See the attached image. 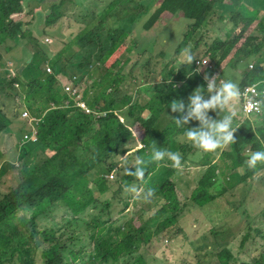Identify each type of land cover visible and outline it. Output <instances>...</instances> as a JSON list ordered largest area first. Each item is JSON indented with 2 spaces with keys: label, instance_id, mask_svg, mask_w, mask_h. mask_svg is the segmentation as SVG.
<instances>
[{
  "label": "trees",
  "instance_id": "16d2710c",
  "mask_svg": "<svg viewBox=\"0 0 264 264\" xmlns=\"http://www.w3.org/2000/svg\"><path fill=\"white\" fill-rule=\"evenodd\" d=\"M11 1L5 11L0 0V138L13 131L16 143L12 158L0 150V181L10 173L16 175L15 185L2 188L3 182L0 186V255H12L0 264H17L20 254L25 256L23 264H37V256L43 264H170L169 241L156 256L147 247L175 225L183 236H177L174 243L183 242L198 259L196 263L185 260L188 264H264V227L256 229L255 242L245 244L253 230L248 228L239 249L245 256L241 260L226 248L216 253L215 246L221 248L216 231L214 236L194 230L191 240L186 223L199 225L201 206L219 198L227 208L217 223L231 226L243 218L247 206L264 201V191L249 185L248 180L255 177L240 179L222 171L224 180H216L218 164L209 161L191 194L186 195L177 179L186 176L182 169L188 161L205 168V156L183 140V128H177L171 118L177 114L167 109L172 99L186 102L191 90L204 84L196 69L197 60L202 59L200 44L206 37L198 40V34L203 28L218 32L217 22L225 38L214 39L207 51L212 62L207 73L227 78L230 75L226 74L243 67L241 78L235 79L242 84L241 90L262 82L261 45L253 31L258 26V33L264 35V0H227L226 7L225 0H111L81 8L82 15L67 10L78 8L76 1L27 9L29 0ZM158 3L163 8L154 11ZM164 13L170 16L169 22L160 21ZM16 14L19 21L12 18ZM111 18L115 22L110 24L106 19ZM178 21L181 29L176 27ZM147 33L157 36L148 38ZM132 35L127 46L124 40ZM48 38L52 43L46 42ZM239 42L225 69L229 73L221 75V64ZM18 45L15 54L21 56L20 65L10 69L6 55L13 54L12 47ZM184 49L194 59L178 70L174 64ZM250 59L258 60L256 68V60ZM47 65L52 75L47 73ZM99 71L103 75L95 78ZM87 77L93 81L90 88L95 97L90 103L87 97L85 100L100 114L96 118L76 108L63 91L67 83L76 78L81 83ZM134 93L149 95L148 104L135 101ZM25 108L38 121L37 142L23 144L24 135L32 132L22 118ZM122 109L133 118L131 126L115 115ZM144 112L150 115L145 118ZM210 115L215 118V113L210 111ZM166 118L170 121L164 124ZM234 122L240 131L235 151L221 154L220 161L225 156L237 163L242 141L261 146L259 128L248 120ZM196 123L190 121L185 127ZM133 129L141 130V139H135ZM154 145L178 152L182 167L161 161L149 163L142 179L126 175L119 166L121 156L126 154L129 161L135 155L147 157ZM221 149L210 153L217 155ZM111 174L115 180L109 178ZM148 189L153 194L146 200ZM131 192L138 202L149 204L151 200L156 206L151 216L143 211L139 221L129 218ZM46 200L49 205L44 211L52 212L64 204L66 213L57 228L40 232L37 208ZM39 236L42 245H38Z\"/></svg>",
  "mask_w": 264,
  "mask_h": 264
},
{
  "label": "clouds",
  "instance_id": "9594fccd",
  "mask_svg": "<svg viewBox=\"0 0 264 264\" xmlns=\"http://www.w3.org/2000/svg\"><path fill=\"white\" fill-rule=\"evenodd\" d=\"M30 1L31 0L27 2L25 9L30 7ZM11 3V0H2V5L4 6L5 11L11 6ZM12 18L15 21L20 20L19 14L14 15ZM46 42L52 43V40L48 38L46 39ZM259 43L261 45V49L258 53L260 54L264 50V37L259 39ZM17 47H19V45L12 47L11 51H15ZM193 59L194 56L192 55L190 50H182L177 60V69L180 67V65H184L187 68L192 64ZM7 63H9L8 60ZM197 65L199 67L196 69L197 72L200 70V68L207 65L204 57L197 60ZM211 65L212 62L210 60L209 67L203 76L204 84L198 85L193 88L188 94L186 102L182 99H172L168 103L167 107V109H169L171 112L177 114L175 117H171L177 128H183V131L181 133L183 140L185 142L191 143L194 148L199 150L198 152L200 154L201 152H212L217 150L218 148H222L224 146L235 143V137L233 134L236 131L237 127L234 120L237 116V104L240 98H242L245 102L244 111L246 112V114H250L256 111L257 106L259 105L264 106V94L259 93L261 89V82L246 85L244 87V90H241L240 86H242V84L239 85L238 81L231 77L220 78L219 75L214 73L209 75L207 72L211 69ZM262 65L264 66V63H262ZM45 68H47L46 70L49 75L53 74V70L48 65ZM186 74L188 76H191L192 72L188 71ZM88 78L89 77H87L81 83L78 82V79L67 83L63 91L70 97V99L75 102L76 108L84 110L89 116L96 118L100 114L92 110L88 105V103H90L91 101H88L87 103L85 100V97H87L88 100L89 95H94V92H92L91 88H89L87 92L83 90L85 82ZM161 79H163L165 82L168 81V79L165 78ZM92 85L93 81L91 82V87ZM252 107H254V109L252 111H248V109ZM210 111L212 113H215V118L210 115ZM25 113H27V116H24ZM115 115L120 119L122 123H124L117 112L115 113ZM22 118L28 121L29 127L32 128L31 133L24 135L23 144L30 141L37 142L39 137L37 136V130H35V126L38 121L33 118L31 111L26 108L22 113ZM190 121H195L197 123L195 126L185 127V125H187ZM34 132L36 133V140H27L26 136H32ZM161 161L170 162V166L173 168L182 167L181 156L178 152L157 147L156 145L151 147L150 155H148L147 157L145 155H135L133 160L129 161L126 154L121 156L119 166L123 169L126 175L139 180L144 177L146 167L149 163H158ZM244 163L245 166L249 169H255L259 164H264V146H262L258 150L251 151L250 154H248V156L246 157ZM18 167L19 164H16V168ZM113 177L114 176L112 174L109 176V178L111 179H114ZM152 194L153 190L148 189L145 193L144 199L147 200ZM45 203H48L49 205L48 200H46L44 204ZM226 208L227 205L223 203L219 198L201 206L199 225L194 224V228L203 234L214 235L213 232L216 231V238H218L216 242L221 245V248H218L217 245L215 246L216 253H219L226 248L231 254L236 255V259L241 260L244 259L245 256L241 254L239 249L242 245H244L243 238L249 232L248 228L250 226L247 225V217L249 213L247 210H245L243 218L239 221V229L234 230L232 226L218 225L217 223V220L224 218ZM37 223L38 231L43 232L51 230L41 229L39 218ZM163 234H165V232L160 233L159 235ZM257 236V232H254L253 230L250 231V240L245 244L255 242V238H257ZM204 247L202 248L204 249ZM24 260L25 256L20 254L17 257V264H23ZM37 264H43V260L40 257H37Z\"/></svg>",
  "mask_w": 264,
  "mask_h": 264
},
{
  "label": "rangeland",
  "instance_id": "374dc122",
  "mask_svg": "<svg viewBox=\"0 0 264 264\" xmlns=\"http://www.w3.org/2000/svg\"><path fill=\"white\" fill-rule=\"evenodd\" d=\"M61 0H31L29 5L31 8L33 7H37L38 5H42L44 8H46V6H51L54 4H59ZM69 1H76L79 3L78 8L76 7H68L67 10H69L68 12H70V14L73 15H82L80 14L81 8H86L89 6H93L97 3H104V2H109L111 0H67V2ZM227 0H225V2H223V4L225 5L224 7H226L227 5ZM163 5L158 3L156 5V7L153 8L154 11H157L159 9H162ZM228 15V11L226 10V8H224V16L227 17ZM170 20V16L167 13H164L162 15V19H160V21L162 22H169ZM106 21L108 23H114V19H106ZM217 25V31H215L214 29L211 30L210 32L208 31L207 28H203L200 30L199 34H198V40L201 37H206L204 41L201 42L200 44V57H204L205 61L207 62V65L205 67L200 68V74L203 77L206 70L209 67V63H210V56L207 55V51L209 50V48L211 47L213 40L216 38H220V39H224L225 35H224V31L221 28V24L219 22L216 23ZM176 27H178L179 29H181V24L178 21L176 23ZM162 27H159L158 29H160ZM64 32L67 33L68 29H64ZM259 32V28L258 26H256L255 30L253 31V34H257L259 35L258 37H256L255 39H260L262 38L264 35L258 33ZM141 34H143V36H145V32H142ZM148 34V38L149 37H153V39L156 38V33H147ZM252 34V35H253ZM134 38V36L132 35L130 38L125 39L124 43L128 46V44L130 43V41ZM53 39V38H52ZM241 42H239L237 44V46L233 49V51L229 54V56L227 57V59L221 64L220 66V73L221 75L229 73L226 72L225 69L226 67L229 65V63H231L232 60V56L235 53V51L240 47ZM18 48V47H17ZM13 51V54H7V59L9 61L8 66L10 69H15L17 66L20 65L19 60L21 59V56H16V50ZM257 55H255L256 57ZM259 60L264 63V50L262 51V53L259 54ZM258 64V60L256 59V62L254 64V67L256 68ZM175 67L177 68V64H174ZM181 66L178 68V70L181 69ZM22 69V68H21ZM244 73V68L243 67H239L237 68L236 71L234 72H230V74H226V75H230V77H232L233 79H238L241 78V75ZM103 75V72L97 73L96 74V78L101 77ZM77 79V78H76ZM91 79L88 78L87 81L85 82V85L83 87V90H85L87 92V90L91 87ZM138 88V87H137ZM141 90L143 88H140ZM260 94H264V79L261 82V89H260ZM95 95H89L88 101H92L94 99ZM1 99V96H0ZM135 101H138L139 104L140 103H144V104H148V101L150 100V96L149 95H145V96H141L140 93H134V98ZM1 103V100H0ZM244 106H245V102L243 101L242 98H240L238 104H237V116L235 117L234 121H244V120H248L250 121V124L255 128H259V132L257 134V138L259 139V142L261 144V146H258V144H254V143H250V142H245L242 141L241 145H242V149H241V156L238 160L237 163H235L233 158H227V157H222L221 161L219 159V156L221 154H232L235 151V147H233L234 144H230L227 146L222 147V149L220 150L219 154L217 155H212L210 152H203V157L205 156L204 159V164H205V168L203 167H194L190 165V162L188 161L186 163V167L183 168L182 170H185L187 172L186 176H180L177 179V182L179 183V186L181 187V189L185 192L186 195H190L192 190L195 188L197 180L201 174V170L204 171L209 165L208 162L212 161V164L216 163L218 164V175L216 176V180H224V175L222 173V171L224 172H228V173H233L235 174V176L237 178L240 179H246L248 177H255L253 179H249L248 183L249 185L255 186L259 189L260 192L264 191V169H263V165L264 164H259L255 169H249L245 166V159L248 156V154H250L251 151L254 150H258L260 149L262 146H264V106L263 105H259L257 106V110L250 113V114H246V112L244 111ZM117 114L119 115V117L122 119V121H124L127 125L131 126L132 124H130L133 120V118L127 114V110L126 109H122L117 111ZM150 114L149 113H143V116L145 118H147ZM143 117V118H144ZM172 118V117H171ZM170 118H166L164 120V124L169 122ZM135 127V126H133ZM134 131V137L135 139H138L141 135V130L139 129H133ZM240 131L238 129H236V131L234 132V137H235V142L237 143V137L236 135H239ZM141 139V137H140ZM16 143V138L15 135L13 134V131H9L4 133L1 138H0V150L4 153V154H8L10 158L13 157V155L15 154L14 151V146ZM132 146L135 145V143H131ZM136 147V146H135ZM134 147V149H135ZM133 152V151H132ZM131 152V154H132ZM130 155V154H129ZM206 156H210L212 160L207 159ZM255 173V175H254ZM15 173H10L7 177H5L2 181H0V186H2L3 182H5V184L2 186V188H6L8 186H13L15 185ZM115 180V179H113ZM112 180V181H113ZM95 191V186H93V192ZM211 192L214 191V188L210 190ZM137 194H139V191H137ZM131 198L134 197V192L130 193ZM237 197H241L240 194H237ZM150 203L149 204H142L140 202L137 201V196L134 197L133 200L130 201V215L129 218L131 217H136V220L139 221V215L145 211L146 212V216H151L154 213V210L156 209V206H152L151 205V200H149ZM262 203H256L252 206H247V211H248V217H247V225L250 227H253V231L257 232L256 229L258 228H262L264 227V201H261ZM48 206V203H42L37 210L39 211V220H40V228L41 229H55L60 225L61 222V218L63 217V215H65L66 213V205L64 204H58L55 208V210H53L52 212H47L44 211V208ZM234 230L239 229V222L236 223L235 225H231ZM186 230L187 233L190 235H192V232L194 230H196L194 228V224L193 222H189L186 223ZM177 236H183V231H181L179 229V227L177 225H175L174 227L169 228L167 231H165V234L163 235H159L156 238H154L153 242L150 244V246L147 248L149 254L151 256H156L158 253L162 252V250L164 249V247L169 243L171 244V249H172V253H173V259L170 262V264H188L186 261H195V263L197 262V257L196 255H194L193 252H190L188 250V248L185 246V244L182 242H175L174 240ZM192 240V238H191ZM260 240V238H259ZM37 241H38V245H42V238L39 236L37 237ZM261 242V240L259 241ZM205 248V247H204ZM203 251V250H202ZM202 253V252H201ZM203 254V253H202ZM10 257H12V255H0V262L3 261H7L10 259ZM36 257V255H35ZM38 257V256H37ZM186 260V261H185ZM40 262V260H39ZM193 263V264H195Z\"/></svg>",
  "mask_w": 264,
  "mask_h": 264
},
{
  "label": "built area",
  "instance_id": "2783aa9c",
  "mask_svg": "<svg viewBox=\"0 0 264 264\" xmlns=\"http://www.w3.org/2000/svg\"><path fill=\"white\" fill-rule=\"evenodd\" d=\"M253 109H254V107L249 108L248 111H252ZM24 116H27V113H25ZM35 135H36L35 132L32 134V136L27 135V136H26V139H27V140H36Z\"/></svg>",
  "mask_w": 264,
  "mask_h": 264
}]
</instances>
